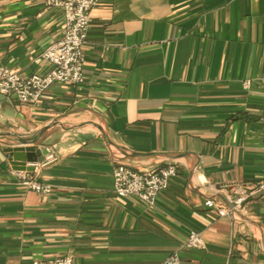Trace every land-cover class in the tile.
<instances>
[{
	"label": "crops",
	"instance_id": "crops-1",
	"mask_svg": "<svg viewBox=\"0 0 264 264\" xmlns=\"http://www.w3.org/2000/svg\"><path fill=\"white\" fill-rule=\"evenodd\" d=\"M65 16L42 0H0V66L46 74ZM85 82L37 104L0 95V264H264V0H105L92 12ZM250 82L247 89L245 84ZM35 146L25 188L9 149ZM55 161L46 162L49 156ZM176 166L155 207L119 198L114 171ZM206 248L186 249L189 234Z\"/></svg>",
	"mask_w": 264,
	"mask_h": 264
},
{
	"label": "built area",
	"instance_id": "built-area-1",
	"mask_svg": "<svg viewBox=\"0 0 264 264\" xmlns=\"http://www.w3.org/2000/svg\"><path fill=\"white\" fill-rule=\"evenodd\" d=\"M48 7L60 9L65 16V33L63 38L53 43L44 52L43 59L51 66L46 74H36L24 78L6 66H0V95L13 96L23 104H37L56 84L82 85L85 82L84 49L88 43V33L93 10L105 0H42ZM248 89L250 82L245 84ZM264 134V112L262 117ZM49 156L47 164L54 162ZM38 165V164H37ZM37 165L36 168H37ZM22 185L28 190L42 196L53 193L52 186L44 185L30 177L26 172L17 173ZM177 176L174 165L157 168L152 171H138L121 164L114 171V191L119 198L136 197L150 207H155L160 194L166 191L173 178ZM264 193V183L251 192L241 193L226 209L209 200L206 206L216 208L221 218L237 219L243 205L250 197ZM186 249L203 250L206 248L202 235L192 231L187 239ZM33 264H75L71 257H60L48 262ZM162 264H184L179 252L169 256Z\"/></svg>",
	"mask_w": 264,
	"mask_h": 264
},
{
	"label": "water",
	"instance_id": "water-1",
	"mask_svg": "<svg viewBox=\"0 0 264 264\" xmlns=\"http://www.w3.org/2000/svg\"><path fill=\"white\" fill-rule=\"evenodd\" d=\"M12 154L11 165L19 172L34 173L35 165L43 164L48 154L46 150H38L35 146H20L8 150Z\"/></svg>",
	"mask_w": 264,
	"mask_h": 264
}]
</instances>
